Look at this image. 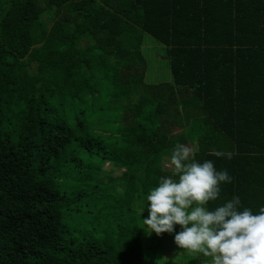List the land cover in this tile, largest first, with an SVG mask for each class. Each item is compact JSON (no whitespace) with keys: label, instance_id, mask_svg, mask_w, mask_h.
I'll list each match as a JSON object with an SVG mask.
<instances>
[{"label":"trees","instance_id":"obj_1","mask_svg":"<svg viewBox=\"0 0 264 264\" xmlns=\"http://www.w3.org/2000/svg\"><path fill=\"white\" fill-rule=\"evenodd\" d=\"M177 143L233 177L210 208L264 206V0H0V264H171L143 218Z\"/></svg>","mask_w":264,"mask_h":264},{"label":"clouds","instance_id":"obj_2","mask_svg":"<svg viewBox=\"0 0 264 264\" xmlns=\"http://www.w3.org/2000/svg\"><path fill=\"white\" fill-rule=\"evenodd\" d=\"M212 154L232 158L215 149ZM193 157L186 144L177 143L171 150L169 163L177 179L161 177L149 190L146 230L157 236L175 233L176 246L210 258L205 264H264V206L254 212L233 196L210 208L233 177L227 169L218 170L212 160L199 162Z\"/></svg>","mask_w":264,"mask_h":264},{"label":"rangeland","instance_id":"obj_3","mask_svg":"<svg viewBox=\"0 0 264 264\" xmlns=\"http://www.w3.org/2000/svg\"><path fill=\"white\" fill-rule=\"evenodd\" d=\"M143 55L147 62V71H146V83L151 85L164 84L171 81V73L169 68V61L166 59V50L165 47L157 42L154 38L145 35L144 43L142 47ZM111 166L107 165L106 169H110ZM166 168H170L169 163ZM120 173L117 171L115 175H119ZM176 231H180L181 228L179 225L175 226ZM157 238L156 245H152L153 249L156 253H161L164 255L165 260H169L172 263L176 264L181 261V259H185L186 257L191 258V264H205L206 259L210 260V258H204L202 254L198 253H188L186 250L180 249L174 243V234L164 233L161 236H157L153 233ZM149 245V244H148ZM147 245V247H148ZM151 252V250H149ZM159 263V262H158ZM155 262H151V264H158ZM180 263V262H179ZM186 262H183L185 264ZM170 264V263H167Z\"/></svg>","mask_w":264,"mask_h":264}]
</instances>
